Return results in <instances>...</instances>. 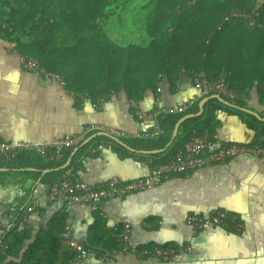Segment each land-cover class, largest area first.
Returning a JSON list of instances; mask_svg holds the SVG:
<instances>
[{
    "label": "crops",
    "instance_id": "obj_1",
    "mask_svg": "<svg viewBox=\"0 0 264 264\" xmlns=\"http://www.w3.org/2000/svg\"><path fill=\"white\" fill-rule=\"evenodd\" d=\"M14 45L0 37V139L52 141L77 133L89 123L123 131L124 136L92 132L78 145L84 149L75 163L70 161L78 146L66 159L64 164L73 168L74 177L91 185L114 176L121 181L144 177L150 171V158L142 154L165 149L146 152L134 145L140 134L158 124L151 115L140 118L135 113L137 109L149 114L156 100L159 108H165L199 99L197 112L200 111L202 98L192 77L182 76L174 86L163 79L155 91L145 90L138 101L129 99L123 91L91 101L84 94L70 90L56 74L25 68L21 63L23 56ZM239 54L243 59L248 55ZM260 64L264 65V57ZM210 90L211 95L234 108L216 113L219 123L212 132L213 138L221 143L254 141L256 132L247 126L241 114L264 120V105L256 88L234 101L228 97V88L222 82L210 84ZM237 101L243 105H237ZM95 135L104 138L97 140ZM99 143L104 147L91 151ZM16 164H0V235H6L14 213L23 211L27 216L25 229L31 234L28 243L41 228L47 227L49 219L62 209L63 202L48 198L49 187L41 180L47 169L39 171L36 167L22 168ZM23 169L33 171L36 176L20 172ZM215 209L237 213L241 229L213 226L196 229L187 221L191 214L206 215ZM126 223L130 226L129 248L123 250L119 233ZM70 236L87 247L82 259L72 264H264V164L241 155L222 164L171 175L150 189L105 199L96 207L77 203L71 211ZM106 239H115L118 246L115 248L110 243L111 248H105ZM154 246L184 250L168 260L140 257L132 251ZM4 260L15 261L10 256Z\"/></svg>",
    "mask_w": 264,
    "mask_h": 264
},
{
    "label": "trees",
    "instance_id": "obj_2",
    "mask_svg": "<svg viewBox=\"0 0 264 264\" xmlns=\"http://www.w3.org/2000/svg\"><path fill=\"white\" fill-rule=\"evenodd\" d=\"M0 37L13 42L20 55L34 58L45 74H56L70 90L91 101L120 91L138 101L145 90L155 91L163 79L174 86L180 77L193 79L194 73L202 71L210 84L222 82L238 95H248L256 88L264 105V65L260 64L264 57V0H0ZM239 52L248 55L243 59ZM211 94L210 90L206 96ZM198 102L193 101L181 113L157 115L158 137L135 139L134 145L146 152L165 148L142 154L150 158L149 166L170 160L193 135L213 138L219 123L216 113L234 109L211 97L201 114L179 123L171 140L175 124L184 115L196 113ZM241 115L256 132L254 141H263L264 120ZM101 137L95 135L97 140ZM73 148L65 149L59 161L45 160L31 151L8 163L47 169L41 180L49 187L61 177L65 169L61 166ZM83 149L78 146L71 164ZM20 172L36 176L33 171ZM17 212L5 230L0 264L74 262L77 252L61 243L67 221L64 206L28 243L30 231L16 230L23 211ZM106 241L105 248H111L110 243L118 246L115 239ZM7 256L15 261L4 262Z\"/></svg>",
    "mask_w": 264,
    "mask_h": 264
},
{
    "label": "built area",
    "instance_id": "obj_3",
    "mask_svg": "<svg viewBox=\"0 0 264 264\" xmlns=\"http://www.w3.org/2000/svg\"><path fill=\"white\" fill-rule=\"evenodd\" d=\"M22 65L27 69H36L44 72L39 63L31 57H22ZM57 76V75H56ZM194 87L199 92V96H206L210 92V82L206 75L202 72H196L193 75ZM228 97L234 101L239 97L232 90L227 91ZM193 100L186 103L159 108L157 100L155 106L145 114L137 109L135 113L144 118L151 115L157 118L160 113L176 114L184 112ZM95 131H107L114 136H124L125 133L112 127H106L102 124L89 123L85 125L81 131L77 133L65 134L52 141L30 142L25 140L10 141L0 139V161L8 162L21 153L36 152L48 161H59L62 158L65 149L78 146L82 140L90 133ZM159 126L154 125L150 130L140 134L146 138H156L159 136ZM104 144L99 143L91 151L103 148ZM248 155L258 159L264 164V140L251 141L247 143H221L217 139H213L206 134L193 135L175 155L168 161L160 164H152L149 173L141 178L130 181H121L114 176L105 182L91 185L74 177L73 168L66 165L59 180L53 182L48 188V198L50 200H60L63 202L65 211L67 212V221L61 234V243L77 252L75 262L84 256V246L77 243L70 236V217L71 211L77 203H87L93 207L98 206L105 199L121 198L127 194L144 191L152 188L160 182V180L168 179L171 175L185 174L202 168L222 164L237 156ZM31 209V208H30ZM188 223L196 229L213 226L227 230H240L242 222L239 215L235 212H227L223 209H215L206 215L191 214L187 217ZM26 213L16 225V230L21 231L26 227ZM124 229L119 233V240L124 244L123 250L129 248L128 239L130 226L128 223L124 225ZM6 247L5 236L0 235V248ZM184 249L179 247H161L154 246L152 248L141 247L133 248L140 257H156L168 260L175 257Z\"/></svg>",
    "mask_w": 264,
    "mask_h": 264
},
{
    "label": "water",
    "instance_id": "obj_4",
    "mask_svg": "<svg viewBox=\"0 0 264 264\" xmlns=\"http://www.w3.org/2000/svg\"><path fill=\"white\" fill-rule=\"evenodd\" d=\"M211 97H214V95H211L210 97H208V96H206V97H204V98H202V100L200 101V111L199 112H201L202 111V104L205 102V101H207L209 98H211ZM216 98H219V97H217V96H215ZM199 112H197V113H189V114H186V115H184L183 117H181L179 120H178V122L176 123V125H175V128H174V130H173V134H172V137H175V134H176V131H177V127H178V124L183 120V119H185V118H188V117H191V116H194V115H198L199 114ZM67 164H64L63 165V167H65ZM228 211H230V210H228ZM231 212H234V211H231Z\"/></svg>",
    "mask_w": 264,
    "mask_h": 264
}]
</instances>
